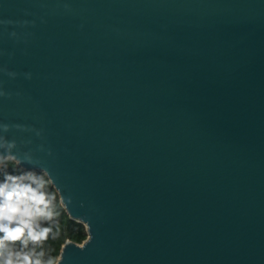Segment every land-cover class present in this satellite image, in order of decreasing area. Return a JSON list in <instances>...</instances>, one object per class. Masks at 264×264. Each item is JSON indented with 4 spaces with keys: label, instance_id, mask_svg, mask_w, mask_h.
<instances>
[{
    "label": "water",
    "instance_id": "water-1",
    "mask_svg": "<svg viewBox=\"0 0 264 264\" xmlns=\"http://www.w3.org/2000/svg\"><path fill=\"white\" fill-rule=\"evenodd\" d=\"M8 149L63 264H264V0H0Z\"/></svg>",
    "mask_w": 264,
    "mask_h": 264
},
{
    "label": "clouds",
    "instance_id": "clouds-1",
    "mask_svg": "<svg viewBox=\"0 0 264 264\" xmlns=\"http://www.w3.org/2000/svg\"><path fill=\"white\" fill-rule=\"evenodd\" d=\"M6 143L15 147L16 141ZM10 161L24 163L10 149L0 152V169H7ZM47 175L23 170L0 176V264H63L64 255L53 256L44 247L50 234L53 240L60 235L53 225L58 224L61 209H66L58 190H46L53 183L45 179Z\"/></svg>",
    "mask_w": 264,
    "mask_h": 264
},
{
    "label": "trees",
    "instance_id": "trees-1",
    "mask_svg": "<svg viewBox=\"0 0 264 264\" xmlns=\"http://www.w3.org/2000/svg\"><path fill=\"white\" fill-rule=\"evenodd\" d=\"M23 170H28V169H25L21 165L18 166L15 164V162L10 161L8 163L7 169H0V176H2L4 171L19 173L22 172ZM32 171L38 174L42 172L39 170L38 171L32 170ZM45 179H50V178L47 175L45 176ZM46 190L57 191L53 183L52 185L48 186ZM58 197H59V193H58ZM58 221H59L58 224H54L53 226L54 228L59 229L60 235L56 240H53L50 234L49 239L44 242V247L46 249L48 248L53 256L60 254L62 245L65 243L67 239H72L77 242H82L88 236L86 225L82 221L72 218L66 209H61L60 215L58 217ZM29 246L31 247V244Z\"/></svg>",
    "mask_w": 264,
    "mask_h": 264
}]
</instances>
